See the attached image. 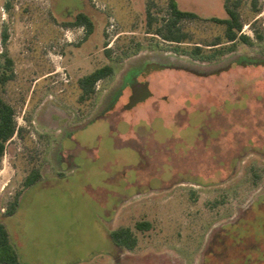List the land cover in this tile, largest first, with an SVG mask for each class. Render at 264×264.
<instances>
[{"label": "rangeland", "instance_id": "1", "mask_svg": "<svg viewBox=\"0 0 264 264\" xmlns=\"http://www.w3.org/2000/svg\"><path fill=\"white\" fill-rule=\"evenodd\" d=\"M168 1L0 0V98L18 129L0 222L21 264H264V0L238 8L251 45L212 21L225 0H176L198 19L164 41ZM194 46L223 53L192 59ZM106 64L81 99L78 80ZM122 229L133 249L111 238Z\"/></svg>", "mask_w": 264, "mask_h": 264}, {"label": "trees", "instance_id": "2", "mask_svg": "<svg viewBox=\"0 0 264 264\" xmlns=\"http://www.w3.org/2000/svg\"><path fill=\"white\" fill-rule=\"evenodd\" d=\"M241 5V0H236L232 3L229 0L224 1V11L226 18L217 19L212 18V21L221 24L225 27L223 38L227 43L234 44L236 41H240L243 44L251 45V39L242 34V22L240 19L238 8ZM169 14L168 18L162 27L158 28L157 35L162 37L164 41L170 43L181 44L186 40V34L181 31L180 23L183 20H193L198 19V16L194 12L182 11L179 9L176 0L168 1ZM73 26H82L86 29L87 35L93 32L94 24L92 20L84 13H79L75 21L72 23ZM260 38V37H259ZM220 43L210 44L211 47H215ZM234 46L228 48V51L232 50ZM109 54L108 51L105 52ZM189 55L192 59H197L201 61H212L215 57L221 56L222 51L214 50L211 54L203 55L202 48L199 46H194L189 52H183ZM11 60L6 63V68L11 69ZM114 73L113 65L106 64L100 68L95 69L91 73L83 76L78 80L79 87L82 90L81 99H85L95 92L96 84L108 78ZM12 79V75L0 74V86L4 85L8 80ZM18 129L15 121L14 109L7 104L4 100L0 98V167L2 158L4 156L6 143L17 134ZM40 180V175L38 172L32 173L28 176L24 182V186L29 187L30 185L36 183ZM17 204V203H16ZM16 204L10 206L6 211V216L13 214ZM150 224L148 222H140L136 225L137 230L145 231L148 230ZM111 238L115 244L119 247H125L127 249H133L136 245V240L132 236L130 230L122 229L114 232ZM0 264H21L19 262L18 256L10 243L8 232L2 222H0Z\"/></svg>", "mask_w": 264, "mask_h": 264}, {"label": "flooded vegetation", "instance_id": "3", "mask_svg": "<svg viewBox=\"0 0 264 264\" xmlns=\"http://www.w3.org/2000/svg\"><path fill=\"white\" fill-rule=\"evenodd\" d=\"M86 35H87V33H86ZM88 36V35H87ZM8 60H11L8 56H6L5 58H4V62H3V64H0V69L3 71V72H1V74H3L4 72H6V63H7V61ZM11 62H12V60H11ZM12 65H13V63L11 64V68H12ZM10 74H12V72L10 73ZM10 74H8V75H10ZM137 94H139V93H137ZM146 95H148V93L146 94ZM138 97V95H136V94H133L132 96H131V98H130V100L131 101H135L136 99H138L137 98ZM140 98V97H139ZM40 179H41V176H40Z\"/></svg>", "mask_w": 264, "mask_h": 264}]
</instances>
